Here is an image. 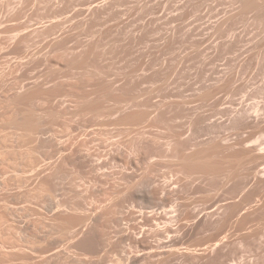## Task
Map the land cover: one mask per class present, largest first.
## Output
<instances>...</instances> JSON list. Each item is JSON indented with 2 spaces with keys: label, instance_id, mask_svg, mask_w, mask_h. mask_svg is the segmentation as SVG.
<instances>
[{
  "label": "rangeland",
  "instance_id": "rangeland-1",
  "mask_svg": "<svg viewBox=\"0 0 264 264\" xmlns=\"http://www.w3.org/2000/svg\"><path fill=\"white\" fill-rule=\"evenodd\" d=\"M0 264H264V0H0Z\"/></svg>",
  "mask_w": 264,
  "mask_h": 264
},
{
  "label": "bare ground",
  "instance_id": "bare-ground-1",
  "mask_svg": "<svg viewBox=\"0 0 264 264\" xmlns=\"http://www.w3.org/2000/svg\"><path fill=\"white\" fill-rule=\"evenodd\" d=\"M246 194H247V193H246ZM243 198H244V197H243ZM246 201H247V200H246ZM246 201H245V202H246Z\"/></svg>",
  "mask_w": 264,
  "mask_h": 264
}]
</instances>
